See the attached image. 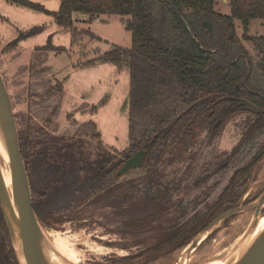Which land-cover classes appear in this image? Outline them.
Instances as JSON below:
<instances>
[{
  "label": "trees",
  "instance_id": "16d2710c",
  "mask_svg": "<svg viewBox=\"0 0 264 264\" xmlns=\"http://www.w3.org/2000/svg\"><path fill=\"white\" fill-rule=\"evenodd\" d=\"M12 1L52 15L67 29L73 27V13L89 20L127 16L122 19L131 33L130 47L113 46L104 54L128 69L125 149L91 155L75 140L52 136L30 121L17 130L32 206L43 226H100L119 236L107 245L136 248L119 259L121 264L148 263L186 245L235 205L264 155L263 114L241 104L264 108V36L249 34L252 20H264V0H229L228 15L215 10V0H60L55 12L30 0ZM38 30L34 26L25 33ZM245 41L257 51L255 63ZM44 47L63 50L50 37ZM30 63L23 72L45 70ZM39 88L43 109L56 116L60 87L45 79ZM243 112L253 117L243 122L239 141L221 160L222 128ZM77 132L99 137L91 120ZM139 150L146 152L145 171L121 179L119 169ZM0 264H19L1 207Z\"/></svg>",
  "mask_w": 264,
  "mask_h": 264
},
{
  "label": "rangeland",
  "instance_id": "374dc122",
  "mask_svg": "<svg viewBox=\"0 0 264 264\" xmlns=\"http://www.w3.org/2000/svg\"><path fill=\"white\" fill-rule=\"evenodd\" d=\"M30 1L42 4L51 12L57 11L60 5V0ZM228 1L215 0V10L230 14ZM80 16L77 15L73 27L67 29L59 27L48 13L12 0H0V72L11 98L17 130L26 129V122L30 121L52 136L75 140L81 144L83 152L91 155L103 149L122 151L128 145L129 74L126 65L107 60L104 54L113 46H131V33L124 27L122 19L127 16L100 15L99 20L87 17L83 20ZM234 24L237 33L242 35L240 21L234 19ZM33 26H39V30L27 35L25 32ZM19 34H22L21 37H18ZM249 34L264 36V20H252ZM49 37L53 45L61 46L63 50H47L44 45ZM244 45L253 62L258 61L259 56L252 43L245 41ZM30 62L38 67L43 64L45 70L35 67L23 72L22 66ZM48 65L51 67L48 68ZM51 73L63 86L60 93L62 102L56 116H52L50 108L43 109L45 103L40 99L39 82L51 77ZM90 106L95 109H90ZM252 117L250 113L243 112L225 122L217 144L219 159L227 157L242 135L243 122ZM87 120L96 124L99 137L77 132L80 124ZM144 171L142 167L132 169L121 179L140 175ZM263 190L264 155L254 166L244 191L232 207L237 208L235 213L215 222L208 230L174 251L148 263L135 261L132 264H183L185 261L199 264L210 258L215 261L223 259L225 250L254 219L255 200ZM76 224L65 222L57 229L42 226L50 242L54 240L49 232L55 231H60L62 237L71 242L78 253L79 260L75 264H121V257L136 250L107 245L108 242L120 241L119 236L107 234L100 226L76 227ZM203 234L205 236L198 242L197 238ZM42 244L48 259L49 253L64 259L46 241Z\"/></svg>",
  "mask_w": 264,
  "mask_h": 264
},
{
  "label": "water",
  "instance_id": "95a60500",
  "mask_svg": "<svg viewBox=\"0 0 264 264\" xmlns=\"http://www.w3.org/2000/svg\"><path fill=\"white\" fill-rule=\"evenodd\" d=\"M241 104L246 110L257 114H263L264 117V108H261L250 101H243ZM0 121L3 125L7 141L12 170L13 194L16 204V211H14L0 172V206L8 228L12 247L19 264H21V262L17 254L16 245H19L21 248L22 255L28 264H50L45 255L42 244L44 237L43 225L37 218L32 206V191L25 163L20 151L17 125L12 110L11 98L1 72ZM145 155V150L135 152L131 157L124 161L118 171V175L122 176L132 169L141 168ZM255 201L257 202L254 219L247 227L248 229L246 228V236L250 233V229L252 230L255 228L259 219L264 216V211H262L264 207V190ZM236 211L237 208H231L222 212L204 230H208L215 222L230 216ZM233 264H264V238L251 246L243 256Z\"/></svg>",
  "mask_w": 264,
  "mask_h": 264
},
{
  "label": "bare ground",
  "instance_id": "6f19581e",
  "mask_svg": "<svg viewBox=\"0 0 264 264\" xmlns=\"http://www.w3.org/2000/svg\"><path fill=\"white\" fill-rule=\"evenodd\" d=\"M0 172L3 178V182L5 184V187L7 189L9 198H10L12 208L14 211H16V204H15V199H14V194H13L11 162H10V157H9V152H8V147H7L6 136H5L4 128H3L1 121H0ZM247 229H245L237 237L234 243L229 248H227L225 252L223 251L224 253L222 252L223 254H225V257L223 259L219 261H215V260H210L212 259L210 258L208 261H204L199 264H233L235 263L237 260H239L241 256H243V254L251 246H253L259 240L264 238V216L259 219V222L255 226V228H253L252 230L250 229V233L246 236L245 234L247 233L245 232L247 231ZM46 233L43 232L44 237H43L42 243L46 241L51 247H53L56 250V252H58L60 255L64 257V259H61L49 253L48 255L49 259L48 258L47 259L49 260L50 264H75L77 263L76 261L79 260L78 253L76 252L77 249L75 250L74 249L75 247L73 248L71 246L70 244L71 242H69L66 238L62 237V233L60 231H55L54 233L49 232V234L52 236V240H54L52 242L49 241V238ZM204 236L205 234H203L201 238L198 237L197 238L198 242H199V239L201 240ZM16 250H17V254L20 259L21 264H28L22 255L21 248L19 247V245H16ZM183 264H188V261H185Z\"/></svg>",
  "mask_w": 264,
  "mask_h": 264
},
{
  "label": "flooded vegetation",
  "instance_id": "af4514ba",
  "mask_svg": "<svg viewBox=\"0 0 264 264\" xmlns=\"http://www.w3.org/2000/svg\"><path fill=\"white\" fill-rule=\"evenodd\" d=\"M51 38V37H50ZM48 41V40H47ZM47 43V42H46ZM46 45V44H45ZM54 51V50H51ZM51 66L48 65V68H50ZM47 79L51 80V82H53V84H56L60 87V93L63 91V86L62 83L51 73V77H48ZM64 95V93H63ZM62 100V98H61ZM62 102V101H61ZM88 121V120H87Z\"/></svg>",
  "mask_w": 264,
  "mask_h": 264
},
{
  "label": "crops",
  "instance_id": "0c3cea01",
  "mask_svg": "<svg viewBox=\"0 0 264 264\" xmlns=\"http://www.w3.org/2000/svg\"><path fill=\"white\" fill-rule=\"evenodd\" d=\"M77 15H81V14H79V13H73V19L76 18ZM80 17H83V18H82L83 20H84V19H85V20L87 19V18H85V17H87V16H85V15H81ZM99 17H100V16H99ZM99 17L96 18V19L99 20V19H100ZM96 19H95V20H96ZM33 27H34V26H33ZM31 28H32V27H31ZM29 29H30V28H29Z\"/></svg>",
  "mask_w": 264,
  "mask_h": 264
}]
</instances>
